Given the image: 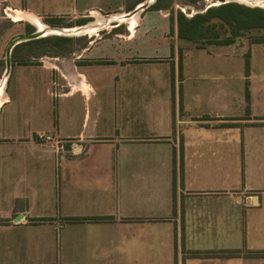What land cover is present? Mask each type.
I'll return each instance as SVG.
<instances>
[{
    "label": "crops",
    "instance_id": "obj_1",
    "mask_svg": "<svg viewBox=\"0 0 264 264\" xmlns=\"http://www.w3.org/2000/svg\"><path fill=\"white\" fill-rule=\"evenodd\" d=\"M146 1L0 0V264H264V43L188 63L155 0L138 36L19 41L6 74L38 29L17 13L57 26Z\"/></svg>",
    "mask_w": 264,
    "mask_h": 264
},
{
    "label": "rangeland",
    "instance_id": "obj_2",
    "mask_svg": "<svg viewBox=\"0 0 264 264\" xmlns=\"http://www.w3.org/2000/svg\"><path fill=\"white\" fill-rule=\"evenodd\" d=\"M225 0H162L161 4L162 5H168L172 11L177 14L178 11L184 12V14L188 17L193 16L194 14L198 12L205 11V9L208 7L210 4L218 3V2H224ZM263 1V0H261ZM264 3V2H263ZM263 5V4H262ZM170 9V10H171ZM169 13V10H168ZM167 13V14H168ZM105 16H110V14H105ZM169 17V14L167 15ZM142 18L143 15L139 17V21L137 26H142ZM79 19V20H78ZM49 19H46L44 22L51 24V22L48 21ZM60 21V24L57 26H75V25H86L89 22H93L94 17L93 16H84V17H78V18H72L68 16H64L62 18L58 19ZM217 21V20H215ZM79 23V24H77ZM171 23V22H170ZM110 25H107L106 28L104 27L100 31H96L95 33H89V34H83V35H69V36H63V37H68L67 39H60L58 36L60 35H50L46 39H43L49 47L48 52L53 53V52H71V48H64V49H59V47H71V44L73 43H87L88 41H108V42H117V41H127L129 40V36L132 35L134 36L135 34L138 36L137 32H134V29H131V24L128 21H123V22H114ZM171 25V24H170ZM151 31L148 32V29L145 30L143 33L145 34H152V38L156 39L152 42L158 43L157 38H159V34H163L164 29L162 25H160L157 22H154L152 26L150 27ZM128 30H131L129 32ZM143 30V29H142ZM140 31L139 34H141L143 31ZM166 37L167 41H170V43L177 42L178 47L181 48V51L184 52V57L186 59V62H196L197 59L200 61L202 59H208V58H214V57H221V56H226L225 53L231 52L236 48L238 50L237 55L239 56H248L250 53V49L248 48L249 45L254 44V41L257 38L264 37V29H253L246 31L242 34V36L236 38V43L233 45L234 48H228V47H221V46H214V45H207L203 41H190V40H185V39H180L175 35V32L171 31V28L166 31V33L161 36L160 39H164L163 37ZM139 38V37H138ZM165 41V40H163ZM205 44V48L209 49L210 51H202V50H196V48H199ZM150 47V48H148ZM145 50H151L153 49L152 46L145 45L144 46ZM188 48V49H186ZM218 48H223L222 51H217L213 52L214 49ZM253 53H254V58L256 62V75H264V66L262 64V60L264 59V44L261 45H255L253 48ZM145 51V52H146ZM155 51V50H153ZM239 58V65L241 67V57ZM201 63H199L200 66ZM238 65V66H239ZM215 66H208L209 71H211ZM182 70V69H181ZM180 70V71H181ZM216 70V69H215ZM214 70V71H215ZM236 68L234 67V71ZM151 71H153L151 69ZM182 72V71H181ZM257 86H261L258 81H255ZM88 103H86L87 105ZM80 106H83L80 105Z\"/></svg>",
    "mask_w": 264,
    "mask_h": 264
},
{
    "label": "trees",
    "instance_id": "obj_3",
    "mask_svg": "<svg viewBox=\"0 0 264 264\" xmlns=\"http://www.w3.org/2000/svg\"><path fill=\"white\" fill-rule=\"evenodd\" d=\"M161 2L162 0H158L150 8L160 9L163 6ZM170 21L171 31L177 23L178 37L181 39L203 41L205 44L230 45L246 31L264 29V7H252L230 1L210 6L191 17L186 16L182 11H178L176 15L172 11ZM58 38L67 39L68 37L58 36ZM254 42L264 43V37L257 38ZM180 58L182 59V53ZM181 68L182 63H180Z\"/></svg>",
    "mask_w": 264,
    "mask_h": 264
},
{
    "label": "bare ground",
    "instance_id": "obj_4",
    "mask_svg": "<svg viewBox=\"0 0 264 264\" xmlns=\"http://www.w3.org/2000/svg\"><path fill=\"white\" fill-rule=\"evenodd\" d=\"M148 1L153 2L154 0H148ZM238 1L247 2V3L255 2L257 4L264 5L263 3L264 0L263 1L261 0H238ZM144 4H141L139 9L132 13L114 14L110 16H102L96 13L97 15L95 16V19L93 20V22L91 21L88 24L81 26V27L74 26L72 28H65L62 30L61 29L58 30V29L50 27L47 23L41 21L40 18L34 15H31V14L19 12L16 14L15 18L21 19L23 17L24 18L28 17L32 22L36 24L38 30H40L43 33L42 34L43 36H50L54 34L83 35V34L95 33L96 31H99L100 29L106 27L107 25H111L114 22L121 23L123 21H128L131 24V29L136 28L138 21H139V15H140V12ZM5 83H6V78L3 80L1 87H3Z\"/></svg>",
    "mask_w": 264,
    "mask_h": 264
},
{
    "label": "water",
    "instance_id": "obj_5",
    "mask_svg": "<svg viewBox=\"0 0 264 264\" xmlns=\"http://www.w3.org/2000/svg\"><path fill=\"white\" fill-rule=\"evenodd\" d=\"M155 1V0H154ZM230 1H235V2H239V3H242V4H245V5H248V6H260V7H264V5H261V4H257L255 2H251V3H247V2H241V1H238V0H225L224 2H218V3H214V4H210L208 5V7L210 6H215V5H219V4H222V3H225V2H230ZM150 3L152 2H149V1H146L143 8L147 7ZM207 7V8H208ZM142 8V10H143ZM139 9V8H138ZM137 9V10H138ZM136 10H134L133 12H135ZM50 27L52 28H55V29H58V30H62V29H65V28H72V27H64V26H52V25H49ZM81 26H84V25H79L77 27H81ZM43 33L40 31V30H36L32 33H29V34H25V35H22V36H18L16 37L15 39H13L11 41V43L9 44V47H8V50H7V67H6V74H8L10 68H11V59H10V55H11V50H12V47L19 41H23V40H32V39H35V38H39L40 36H43L42 35ZM54 35H60V36H69V35H63V34H54Z\"/></svg>",
    "mask_w": 264,
    "mask_h": 264
},
{
    "label": "built area",
    "instance_id": "obj_6",
    "mask_svg": "<svg viewBox=\"0 0 264 264\" xmlns=\"http://www.w3.org/2000/svg\"><path fill=\"white\" fill-rule=\"evenodd\" d=\"M40 138H41V139H46V140L51 139L50 136H46V135H40Z\"/></svg>",
    "mask_w": 264,
    "mask_h": 264
}]
</instances>
